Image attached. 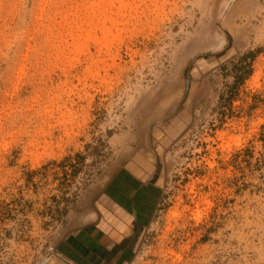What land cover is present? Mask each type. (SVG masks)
I'll return each mask as SVG.
<instances>
[{
    "label": "rangeland",
    "instance_id": "obj_1",
    "mask_svg": "<svg viewBox=\"0 0 264 264\" xmlns=\"http://www.w3.org/2000/svg\"><path fill=\"white\" fill-rule=\"evenodd\" d=\"M263 136L264 0H0V264H264Z\"/></svg>",
    "mask_w": 264,
    "mask_h": 264
},
{
    "label": "trees",
    "instance_id": "obj_2",
    "mask_svg": "<svg viewBox=\"0 0 264 264\" xmlns=\"http://www.w3.org/2000/svg\"><path fill=\"white\" fill-rule=\"evenodd\" d=\"M257 52H247L236 61L230 62L221 67L224 77H230L232 83L226 84L219 97V107L222 115H230L232 103L238 96V91L253 74V60ZM264 138V136H263ZM85 156L77 154L74 157L65 158L61 162H52L38 171L26 174V185L37 189L40 185H50L56 183L53 190L57 194L49 198L50 205L46 206L45 211L53 221H59L66 214L65 205L70 202L71 187L75 178L82 172ZM70 194V195H69ZM69 195V196H68Z\"/></svg>",
    "mask_w": 264,
    "mask_h": 264
}]
</instances>
